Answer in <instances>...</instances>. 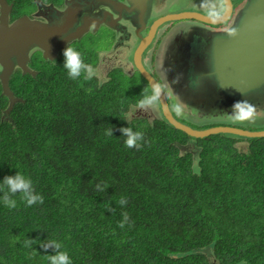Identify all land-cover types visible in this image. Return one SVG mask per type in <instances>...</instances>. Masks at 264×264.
Wrapping results in <instances>:
<instances>
[{
	"label": "trees",
	"instance_id": "1",
	"mask_svg": "<svg viewBox=\"0 0 264 264\" xmlns=\"http://www.w3.org/2000/svg\"><path fill=\"white\" fill-rule=\"evenodd\" d=\"M9 1L11 19L35 8ZM32 60L37 76L10 80L23 99L12 121L0 81V264H50L51 241L71 264H264V137L239 150V136L193 138L165 117L130 118L148 85L114 73L101 86L39 52ZM127 127L143 134L138 148L125 145ZM16 173L43 203L8 191Z\"/></svg>",
	"mask_w": 264,
	"mask_h": 264
},
{
	"label": "water",
	"instance_id": "2",
	"mask_svg": "<svg viewBox=\"0 0 264 264\" xmlns=\"http://www.w3.org/2000/svg\"><path fill=\"white\" fill-rule=\"evenodd\" d=\"M225 1L227 10L218 17H210L198 11H185L162 17L156 23L170 19L196 18L205 23L217 24L223 22L232 12V0ZM13 5L14 3L9 0H0V81L2 93L8 98V105L2 112V119L9 121H12L10 112L15 103L23 101L14 93L10 85L15 70L19 68L23 74L30 73L35 77L38 70L29 64L33 52L38 50L43 52L45 59H55L60 49L66 45L63 40L58 39L66 29L65 22L70 18L74 19L78 13L70 9L52 23L31 18L27 14L11 19ZM114 15L118 13L114 11ZM120 22H122L121 18ZM190 25L193 28L198 27L191 29ZM190 25L186 24L185 29H176L175 34L179 37L186 31L192 30L197 32L198 36L208 40L207 46L211 49L212 58H209L207 62L215 61L214 73L218 74L219 83L226 92L220 97H209L206 104L202 106V101L197 96L205 92H215L204 88L206 80L197 87L194 76L184 84L188 88L179 91L174 84L168 82L164 71H160L159 74L180 116L186 117L196 125L227 121L232 122V125L217 123L207 128H197L175 117L169 107L164 88L141 62V52L144 47H140L135 56L139 71L148 80L153 91L159 90L158 100L163 115L176 129L184 131L193 138H204L220 133L239 136L242 140L236 141L235 146L243 150L249 147L248 138L264 137V129L255 130L238 126V124L234 125L243 121H258L264 114V0H244L240 4L234 23L227 31L216 30L204 24ZM168 48L166 47L165 51V61ZM161 50L162 47L159 49L158 62ZM236 101L243 102L240 108L233 107ZM186 107L189 112L182 111ZM250 110L252 112L250 117L237 118L242 112Z\"/></svg>",
	"mask_w": 264,
	"mask_h": 264
},
{
	"label": "flooded vegetation",
	"instance_id": "3",
	"mask_svg": "<svg viewBox=\"0 0 264 264\" xmlns=\"http://www.w3.org/2000/svg\"><path fill=\"white\" fill-rule=\"evenodd\" d=\"M113 1H115V4H113ZM181 1H186V3L178 9L174 8V11L171 12L167 10L162 11V9L165 4L169 5L172 2H174L172 4H176L177 0H34L35 8L30 9L28 13L24 14L29 15L31 18L52 23L57 17L64 16L68 10H76L78 12L77 16L74 19L70 18L66 20L65 26L67 30L65 29L62 36L58 37L66 45L60 49L55 59L48 58L44 60L50 64H55L58 61L64 62L62 52L69 45L81 53V58L84 63L92 66L95 72L93 77L99 81L101 86L109 81L114 73L132 75L138 71L140 77L142 76L146 80L148 87L151 88L148 80L139 71V67L135 61L137 50L140 47H144L141 52V62L164 88L169 107L174 116L193 127L207 128L216 125L217 122L201 125L191 124V121L187 120L186 117H182L177 113L171 102L169 91L164 84L163 78L159 72L147 66L146 59L149 63L157 64L159 47H169L166 53L164 68L161 71H164L165 78L170 84H174L179 91H182L188 88L184 84L195 76L197 87L206 80L204 88L215 91L205 92L197 96L202 101V106L206 104V100L209 97H220L226 91L219 83L220 79L218 74L214 73L215 61L207 62L209 58H212L211 49L207 46L208 40L202 36H198V33L192 30H188L177 37L175 30L185 29L186 24H204L216 30L227 31L234 23L240 4L244 0H232L231 14L223 22L217 24L205 23L196 18L183 20L170 19L156 23L162 17L178 12L198 11L210 17H218L223 15L227 10L225 0H178V2ZM204 2L210 6L213 11L212 13H208L210 9H206V11L200 8L199 5ZM114 11L118 15H114ZM120 18L122 22H120ZM190 26L191 29L198 27L193 28L192 25ZM151 31L152 34H150ZM97 42L103 43L104 47H98ZM131 52L132 57L130 58L129 54ZM32 59L33 57L29 64L31 67H33ZM122 61H126L129 64L128 69L122 65ZM19 70L17 68L14 75ZM137 82L147 87L143 82L138 80ZM155 103H157L156 105H158L161 113L160 118H164L158 98ZM137 105L138 103L134 104L128 111L130 118L141 116H146L150 120L158 118H151V114L148 112L150 111L149 108L153 105L146 109H140ZM182 111H188V108L186 107ZM189 140L187 141L189 142Z\"/></svg>",
	"mask_w": 264,
	"mask_h": 264
},
{
	"label": "clouds",
	"instance_id": "4",
	"mask_svg": "<svg viewBox=\"0 0 264 264\" xmlns=\"http://www.w3.org/2000/svg\"><path fill=\"white\" fill-rule=\"evenodd\" d=\"M234 34V33H233ZM64 56V67L68 70V75L71 79H77L81 76V71L85 70L86 75L85 79H91L93 75H95V72L91 65L86 64L83 62L81 58L80 52L75 50L71 46H67L63 52ZM145 92L147 90H144ZM159 96V90L154 89L152 95H144L143 99H141L138 102V108L140 109H146L150 106H152ZM243 102L236 101L233 105L234 108H240L241 104ZM252 115L251 110L248 112H242L240 116H238V119H245ZM121 132L127 137L125 141V145L128 148L132 147H139L138 141L142 140L143 134L141 132H133L130 127L127 128H121ZM107 135L111 136L112 132L111 129H108ZM248 148V147H247ZM3 185H6L8 188V191L11 194H16L17 192L22 193V198L27 202L29 206L33 205L37 201L43 203V197L34 194V191L32 190V181L30 179H26L22 174L16 173V175H9L6 176L3 180ZM4 204L8 207L14 208L16 206V201L11 199L9 195L6 193L3 198ZM120 204L126 203L124 199H121L119 201ZM124 219L127 221L128 216L127 213H124ZM123 222L120 224V227H123ZM27 244L37 243V241L34 240H28L26 241ZM45 250L49 247H55L56 254L48 256V259L50 260V264H71V260L69 255L61 250V245L59 242L51 241L50 243L46 245H42Z\"/></svg>",
	"mask_w": 264,
	"mask_h": 264
},
{
	"label": "rangeland",
	"instance_id": "5",
	"mask_svg": "<svg viewBox=\"0 0 264 264\" xmlns=\"http://www.w3.org/2000/svg\"><path fill=\"white\" fill-rule=\"evenodd\" d=\"M170 1H173V0H170ZM172 3H174V2H172ZM169 4V5H166L165 4V6L163 7V9H162V11L163 10H167V11H171V12H173L174 11V8L176 9H178L179 7H181V6H183L185 3H186V1H181V2H178V0H177V2H176V4ZM200 6V8L202 9V10H206V9H210V12H208V13H212L213 11L211 10V8H210V6L209 5H207L205 2L203 3V4H200L199 5ZM207 11V10H206ZM183 20V19H182ZM189 23V22H188ZM164 40H165V38H164ZM98 43V47H104V44L103 43H99V42H97ZM161 47H159V49H160ZM165 51H166V47H162V50H161V56H160V60H159V62H157V64H153V63H149L148 62V60L146 59V63H147V66L149 67V68H151V69H154V71H156V72H159L160 73V71L161 70H163V66H164V62H165ZM36 52H38V51H36ZM36 52H33V54H32V57H33V55H34V53H36ZM81 54V53H80ZM39 56H40V58L43 60V59H45V57H44V55H43V52L42 51H39ZM129 56H130V58L132 57V52L129 54ZM81 57H82V55H81ZM46 60V59H45ZM53 62V61H52ZM53 64V63H52ZM64 64V62H62V63H60V66H64L63 65ZM122 65L126 68V69H128L129 68V64L126 62V61H122ZM50 67V66H49ZM130 69H131V66H130ZM129 71V70H128ZM39 72V71H38ZM129 73H130V71H129ZM84 75V74H83ZM127 77V79L130 81V80H133V79H137V80H139V81H141V82H143V84H145V85H147L146 84V81H143L142 79H141V77H140V73L138 72V71H136L135 73H133L132 75H127L126 76ZM157 103H154L153 104V106L152 107H150L149 109H150V111H148L151 115H150V117L151 118H153V117H158V118H160L161 117V113H160V111H159V108H158V105H156ZM148 109V110H149ZM144 111V110H143ZM182 117H184V116H182ZM188 120V119H187ZM217 123H223V124H226V125H232L233 123L232 122H230V121H227V122H217ZM191 124H194V123H192L191 122ZM236 124H238V126H242V127H245V128H249V129H255V130H262V129H264V114L262 115V117L258 120V121H251V120H249V121H243V122H240V123H234V125H236ZM190 142H191V140H189ZM182 150H185V148H182ZM194 158H195V156H194ZM195 160H196V158H195Z\"/></svg>",
	"mask_w": 264,
	"mask_h": 264
},
{
	"label": "bare ground",
	"instance_id": "6",
	"mask_svg": "<svg viewBox=\"0 0 264 264\" xmlns=\"http://www.w3.org/2000/svg\"><path fill=\"white\" fill-rule=\"evenodd\" d=\"M41 3H42V2H41ZM41 3H40V4H41ZM58 8H59V7H58ZM150 43H151V42H150ZM148 44H149V43H148Z\"/></svg>",
	"mask_w": 264,
	"mask_h": 264
}]
</instances>
